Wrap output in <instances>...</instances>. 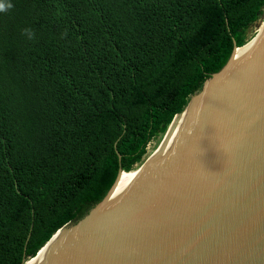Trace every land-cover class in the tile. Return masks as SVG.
<instances>
[{
  "label": "trees",
  "instance_id": "16d2710c",
  "mask_svg": "<svg viewBox=\"0 0 264 264\" xmlns=\"http://www.w3.org/2000/svg\"><path fill=\"white\" fill-rule=\"evenodd\" d=\"M9 2L0 13V264H21L101 201L119 170L133 171L242 48L264 0Z\"/></svg>",
  "mask_w": 264,
  "mask_h": 264
},
{
  "label": "water",
  "instance_id": "95a60500",
  "mask_svg": "<svg viewBox=\"0 0 264 264\" xmlns=\"http://www.w3.org/2000/svg\"><path fill=\"white\" fill-rule=\"evenodd\" d=\"M250 41L249 59L187 108L233 47L130 177L112 192L119 170L34 264H264V23Z\"/></svg>",
  "mask_w": 264,
  "mask_h": 264
},
{
  "label": "bare ground",
  "instance_id": "6f19581e",
  "mask_svg": "<svg viewBox=\"0 0 264 264\" xmlns=\"http://www.w3.org/2000/svg\"><path fill=\"white\" fill-rule=\"evenodd\" d=\"M263 23H264V19L260 21L259 28L263 25ZM250 49H251V41L248 44H246L244 47L237 48L235 50V53H234V58H233L232 62L230 63V66L227 68V70L225 72H223L222 74L218 75L217 77H215V79H213L207 85H205V88H204V90H203L202 93H200V94L198 93V94L194 95V97L189 101V104H188L187 108L195 100H197L201 95H203L206 91H208L209 89H211L212 87H214L215 85H217L218 83H220L221 81H223L224 79H226L227 77H229L230 75H232L233 73H235V71H234L236 69V68H234L236 66L235 64H237L238 62H241V61L245 62L246 60H248L249 59L248 56L250 55ZM132 173H133V171H130V172H122V174L120 175V177L118 179V182L116 183V185H115L114 189L112 190V192L114 190H116L122 183H124L130 177V175ZM112 192H111V194H112ZM109 197H108V199H109ZM45 250H46V248H43L42 250H40L38 252V254H37L36 257H33L31 259L26 260L25 264H34L36 261H38L40 258H42V256L45 254Z\"/></svg>",
  "mask_w": 264,
  "mask_h": 264
},
{
  "label": "rangeland",
  "instance_id": "374dc122",
  "mask_svg": "<svg viewBox=\"0 0 264 264\" xmlns=\"http://www.w3.org/2000/svg\"><path fill=\"white\" fill-rule=\"evenodd\" d=\"M264 19V9L262 10V14L259 16L258 20L253 23L244 33L243 38H244V42L245 45L248 44L250 42V40L254 37V35L257 33L259 26H260V21ZM245 45H243L242 47H244ZM198 93V92H197ZM196 94V93H195ZM162 138V135H157L155 136L150 142L149 144L146 146V150H145V154L142 157L141 161L144 159V157L153 149V147L160 141V139ZM140 161V162H141ZM139 162V163H140ZM139 163L135 164L132 168V170L134 171L136 169V167L139 165ZM75 223V222H74ZM74 223H68L66 224L65 227H71Z\"/></svg>",
  "mask_w": 264,
  "mask_h": 264
},
{
  "label": "clouds",
  "instance_id": "9594fccd",
  "mask_svg": "<svg viewBox=\"0 0 264 264\" xmlns=\"http://www.w3.org/2000/svg\"><path fill=\"white\" fill-rule=\"evenodd\" d=\"M12 8V4L9 0H0V13H4ZM23 32L26 34L28 39L32 38V32L29 29H24Z\"/></svg>",
  "mask_w": 264,
  "mask_h": 264
}]
</instances>
